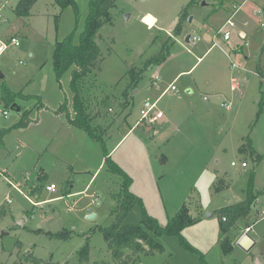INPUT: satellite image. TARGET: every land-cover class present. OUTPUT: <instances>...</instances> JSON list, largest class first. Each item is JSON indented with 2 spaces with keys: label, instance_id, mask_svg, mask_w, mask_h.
<instances>
[{
  "label": "rangeland",
  "instance_id": "rangeland-1",
  "mask_svg": "<svg viewBox=\"0 0 264 264\" xmlns=\"http://www.w3.org/2000/svg\"><path fill=\"white\" fill-rule=\"evenodd\" d=\"M73 1L74 6L61 10L55 0H37L28 17H17L14 10L19 0H0V40L15 37L20 43L0 56L3 75L0 82L13 93L35 97L16 99L14 104L20 108L19 113L0 104V112H7L6 117L0 118V264H30L26 255L54 264H118L112 260L99 230L114 221L111 210L116 203L112 196L118 194L122 181L101 163L104 158L101 145L82 131L71 135V130L63 126V119L52 113L65 102L71 112L72 69L57 78L53 53L56 45L70 35L73 45H77L84 31L90 0ZM190 1L115 0L108 12L111 23L100 28L97 38L100 69L93 71L95 77L90 75L81 83L87 113L110 154L128 128L139 120L146 99H155L184 72L176 82L178 91L168 92L159 104L170 121L162 123L166 132L161 142L154 144L160 140L148 138L145 130L152 131L140 123L109 156L113 161L123 159L141 173L147 168L143 165V144L140 146L137 141L143 134V138L157 146V155L161 152L169 159L162 163L152 158L147 163L158 174L149 190H142L141 178L140 184L137 183L144 206L159 224L172 218L183 200L191 196L188 205L192 210L200 208V220L184 229L182 236L206 264H258L257 260L264 264V79L262 71L257 70L258 64L264 70L261 27L264 0H193L188 6ZM234 7H240L232 17L235 28L227 30L235 39L238 30L248 33L246 42L251 44L247 52L254 61L253 73L252 70L242 73L245 81L221 50L220 37L208 51L217 29L231 17ZM255 12H261V16ZM178 22L180 30L174 34ZM187 35L189 43L185 42ZM193 37L199 41L192 42ZM235 41L232 48L240 44ZM161 49H166L169 55L161 65L141 73L138 84L133 86L130 74L139 73L144 63ZM232 76H237V92L230 87ZM208 84L222 93L217 97L207 92L211 94V107L199 99L201 87ZM189 87L194 91L190 97L186 94ZM181 100L183 106L194 104L196 111L191 114L179 109ZM221 103H231V108L226 111ZM42 104L48 110L37 113ZM24 114L27 126L16 127ZM37 116L38 120H34ZM240 146L243 149L238 151ZM251 149L261 156V161H255ZM55 158L70 166L55 164ZM244 160L247 169L240 167ZM233 161L236 167L231 166ZM43 171L47 173L45 177L41 175ZM251 173L255 176L254 190L262 195L253 203L249 217L243 219L245 222L239 221L226 235L234 243L232 250L224 254L218 240L217 209L245 198ZM50 183L55 185L56 193L46 190ZM70 185L74 193L83 191L82 196L68 198L65 194L70 193ZM156 185L162 192L158 199ZM213 185L225 188L221 196L211 193ZM33 190L40 191L36 198L29 197ZM60 194L67 198L62 195L56 198L58 201L44 202L46 197ZM89 210L96 214L94 218L86 217ZM244 231L256 240L249 253L237 247ZM164 238L172 255L168 258L163 252H154L141 258L143 264H202L199 255L185 251L176 237L158 239ZM87 243L88 261L81 262L78 252ZM124 254L130 256L131 252L127 250ZM129 264L139 263L132 260Z\"/></svg>",
  "mask_w": 264,
  "mask_h": 264
},
{
  "label": "trees",
  "instance_id": "trees-1",
  "mask_svg": "<svg viewBox=\"0 0 264 264\" xmlns=\"http://www.w3.org/2000/svg\"><path fill=\"white\" fill-rule=\"evenodd\" d=\"M37 0H19L14 13L17 17H28L30 8ZM61 10L69 6H74L73 0H55ZM115 0H90L88 16L85 21L84 31L81 33L79 43L73 45V35L65 38L61 43H58L53 53V64L55 67L56 77L60 78L66 71L72 69L70 79V90L72 92L71 112L68 111L67 102L59 106L54 113L63 115L65 123L85 133L92 141L99 144L103 148L104 164L108 171L118 176L121 179L120 191L112 196L116 205L112 208L111 213L114 216V221L106 228H101L103 239L107 245L108 251L111 253L112 260L118 264H129L132 257L138 254L149 255L154 252H162V246L155 240L161 237H176L180 246L187 252L199 255L201 263L206 264L200 253L190 246L182 236V231L187 227L196 224L199 220V214L196 217L190 215V210L186 204H183L175 215L170 218L164 226H160L157 220L147 214L142 201L129 191L131 178L110 158L104 146L102 135L98 134L95 127L90 121L85 100L83 97L82 81L88 76H94L96 69L99 70V62L101 51L97 44V38L100 28L105 24H110L111 19L108 14ZM193 3L190 1L189 5ZM187 9V8H185ZM184 9V10H185ZM183 12L181 13V15ZM180 30V24L177 23L174 28V34ZM264 53V47L262 49ZM169 53L166 49L161 51L155 57L144 63L143 71L139 73H131L130 80L133 86L137 85L141 73L153 66H159L165 60ZM264 60V58H263ZM261 69V70H260ZM259 72L262 71L261 79H264V70L260 64L257 66ZM98 72V71H97ZM95 77V76H94ZM18 98L32 99L35 97L23 96L21 93L11 92L3 83L0 82V104L9 109L15 100ZM26 114L23 115L21 121L16 124V127L22 128L27 126L25 121ZM2 134V133H1ZM0 134V135H1ZM250 144L248 139V145ZM2 146V143L0 144ZM243 148L239 147V151ZM254 154V150H250ZM256 162L261 161V156H256ZM254 173H251L247 189L245 191V199L236 204L226 206L217 210L220 216V234L219 241L224 254H228L231 250V242L225 237L228 232L234 228L239 220L246 219L250 215L253 203L260 197L261 192L254 190ZM134 206H139L142 211V218L139 224L124 225L123 222ZM225 219V222L222 219ZM89 244L87 243L79 252V261L87 262L89 254ZM131 252L130 256H126L125 251ZM26 262L30 264H54L50 261H42L31 255H26Z\"/></svg>",
  "mask_w": 264,
  "mask_h": 264
},
{
  "label": "crops",
  "instance_id": "crops-1",
  "mask_svg": "<svg viewBox=\"0 0 264 264\" xmlns=\"http://www.w3.org/2000/svg\"><path fill=\"white\" fill-rule=\"evenodd\" d=\"M240 7H238V9H239ZM219 29V28H218ZM217 29V30H218ZM210 30V29H209ZM247 35H248V33L247 32H245V31H242V30H238L237 31V39H235L234 37H232V35H231V40L229 41V42H222L221 41V43H219L221 46H220V48H221V50L224 52V54L227 56V57H229V59H230V65L234 68V70H236V72H237V74H239V75H242V73H248L249 72V70H252L251 68H253V63H254V61H253V58L251 57L252 55H251V53H249V52H247L248 51V49H249V46H250V44L248 43V42H246V38H247ZM214 38V37H213ZM233 39V40H232ZM221 40V39H220ZM234 40H236L237 41V43H240L236 48H232V43H233V41ZM212 41H213V39H212ZM235 41V42H236ZM217 45V44H216ZM215 45V46H216ZM241 45H243V46H241ZM215 46H212V44H211V46H210V48L208 49V51L211 49V48H213V47H215ZM245 47V48H244ZM236 49H237V51H236ZM207 51V52H208ZM206 52V53H207ZM231 58H233L234 60H237L238 61V64H236ZM202 59V57H200V58H198V60H197V62H196V64L200 61ZM195 64V65H196ZM194 65V66H195ZM194 66L190 69V70H192L193 68H194ZM152 67H150V68H148V69H151ZM183 73L184 72H181V73H179L169 84H168V86L170 85V84H172V83H174L175 84V86H176V82L180 79V77L183 75ZM252 73H253V70H252ZM255 74V73H254ZM0 76H2V79H3V75H1L0 74ZM236 78V79H235ZM245 76L244 75H242V80H244L245 81ZM233 80H235L234 82L235 83H233ZM230 82H231V90H232V86L235 84L236 86H237V88L235 89V90H232V92L234 91H236L237 92V90L239 89V86L237 85V76L235 77V76H232V78H231V80H230ZM193 83H194V85L198 88V84H197V81L196 80H194L193 81ZM167 86V87H168ZM166 87V88H167ZM166 88L162 91V93H160V95L159 96H157L155 99H151V98H149V99H146V100H148V101H150V102H155V101H157V109H158V111H160V112H162V114H163V117H162V119H160L159 121H157V122H155V123H153V124H146V123H144L143 125V127H145V129H148L149 131H152V133H149L148 131H146L145 130V133L148 135V138H150V136L151 137H153V138H156L159 142L158 143H155L154 142V144H159L160 142H161V136H163V134H165V132L166 131H164L163 129H162V123H170V121H169V119H167L165 116H164V113H163V111L161 110V109H159V104H160V101H161V98L163 97V96H165L168 92H166V93H164L165 92V90H166ZM217 88V87H216ZM215 89V87L214 86H212V85H210V84H208V85H206V88H203V87H201V95L199 96V99H200V101L202 102V103H204V104H207L208 103V105H207V107L209 106V107H211V104H210V95L211 94H208L209 92H211L213 95H215V96H217V97H220V96H222V93L220 92V90L219 91H216V90H214ZM177 91H178V89H177ZM193 89H192V87H189L187 90H186V94L190 97V96H192L193 95ZM208 92V93H207ZM136 93V92H135ZM135 93H133V94H135ZM205 98V99H204ZM182 99V98H181ZM177 100H180L179 98H177ZM184 101V100H183ZM182 100H181V105L179 106V109H181L182 111H184V112H189V113H191V114H193L195 111H196V107H195V105L194 104H191V102H190V105H187V106H183V102ZM222 104H229V108L226 110L224 107V109L226 110V111H228L230 108H231V103H221V106H222ZM62 105V103L61 104H59L58 106H57V108L59 107V106H61ZM38 107V106H37ZM44 107L45 106H43V104H42V107H41V109H38V112L37 113H39V112H42V111H44V110H48L46 107V109H44ZM57 108H54L53 109V114H54V111L57 109ZM39 115V114H38ZM55 116H56V114H54ZM58 117H60L61 119H63V121H62V123H63V126L64 127H67L69 130H71V132H69V133H72L71 135H76L75 134V131H80V130H78V129H76V128H74V127H70V126H68L66 123H65V121H64V117H63V115H60V114H58L57 115ZM36 118V117H35ZM34 118V120H38V116H37V119H35ZM140 123H142V122H139V120L138 121H136V123L134 124V125H132V126H130L129 128H128V130L123 134V136L121 137V139L118 141V143L111 149V151H110V154L111 153H113L115 150H116V148L119 146V144L124 140V139H126L128 136H130V134L133 132V131H135L136 130V128L140 125ZM37 124V123H36ZM155 126H157V127H155ZM176 131H178V129H176ZM143 135V134H142ZM142 135H140L141 136V138L140 139H138L137 141L139 142H137L140 146H141V144H143V146H141V150L143 151V165H146L147 166V168H143L142 169V172L141 173H137L136 171H135V169L133 168V167H131L127 162H125L123 159H117L116 161L114 160V162L131 178V185L129 186V191L133 194V195H135L136 197H138V198H140L141 199V201H142V204H143V207H144V209H145V211L147 212V214L149 215V216H151V217H155V215L154 214H152L150 211H148V209H147V205L146 206H144L146 203H145V201H144V199H143V197H142V194H140L139 192H141L142 190H149V187H151V185H150V183L155 179V178H157V176H158V174L157 173H154L153 172V170H152V167H153V165H148L147 163L148 162H150V160H152V158H154V161L155 160H157V161H160V162H162V163H167L168 161H169V159H168V157L167 156H165V155H163V153H161L160 152V154L159 155H157L156 154V148H157V146H155L154 147V145H152V144H150L147 140H146V137H142ZM148 140H150V139H148ZM151 141V140H150ZM141 143V144H140ZM61 147H62V144L60 145ZM237 147V146H236ZM132 149V148H131ZM238 151H239V149H238ZM130 152V151H129ZM255 152V151H254ZM114 155V154H113ZM255 156L254 157H256V156H259V155H257L256 154V152H255V154H254ZM154 156V157H153ZM55 160H56V162H55V164L57 163V162H60L61 164H63L65 167H69L70 165L69 164H67L66 162H64V161H62L61 159H59V158H55ZM218 162V161H217ZM242 162H247V161H242ZM101 163H104V158L101 160ZM248 168V163H247V167L245 168V169H247ZM43 174H41V175H43V177H45L46 175H47V173L46 172H42ZM94 175L95 174H93V176H92V178L94 177ZM216 176H219L218 174L216 175ZM41 178V177H40ZM40 178H39V180H38V182L40 181ZM139 178H141L144 182V188L140 191V189H138V187H137V183L138 184H140V181H139ZM255 181V180H254ZM69 183V181H66L65 183ZM64 183V184H65ZM50 184H52V183H50ZM49 184V185H50ZM70 184V183H69ZM48 186V185H47ZM46 186V187H47ZM88 186H86V188H87ZM213 187H214V185H213ZM73 185H70L69 186V194H65V195H67L68 196V198L70 197V198H72L71 196H73V195H80V196H82V193H83V191H81V192H76V193H74L73 192ZM85 188V189H86ZM228 188V187H227ZM155 189H156V197H157V199H158V197H160L162 194V192L160 191V189H158V186L156 185V187H155ZM225 188L223 187H221V188H216V187H214V188H212V192L211 193H213V195H215V196H219L221 193V191L222 190H224ZM56 193V192H55ZM86 193V192H85ZM40 194V191L39 190H33L31 193H30V195H29V197H33V198H36L38 195ZM243 194H244V192H243ZM62 195H64V194H62ZM61 194L60 195H58V196H54V197H52V198H45L44 200V202H50V201H52V202H55V201H58V199H56V198H58L59 196H62ZM64 195V197L63 198H67L66 196ZM221 196V195H220ZM191 196H188L187 197V199L185 198L184 200H183V204H186V205H188V200H189V198H190ZM60 199V198H59ZM245 199V198H244ZM244 199H242V200H240L239 202H241V201H243ZM28 200H29V202L31 203V200L28 198ZM43 202V201H42ZM112 202V201H111ZM182 204V205H183ZM198 205H199V203H198ZM189 206V207H188ZM187 207L189 208V210H190V215L194 218V217H196L197 215H198V213H199V209H197V210H192L191 208H190V205H188ZM228 206H230V205H228ZM226 207V206H225ZM223 208V207H222ZM217 210H219V209H217ZM88 212H90V215L91 214H93L94 215V217L96 216V214L95 213H93L92 212V210H89ZM88 216L89 215H87L86 217L88 218ZM212 216V214H208V217H211ZM249 217V216H248ZM247 217V218H248ZM141 218H142V211H141V209H140V207L139 206H134L132 209H131V211H130V213L127 215V217L125 218V221H124V225H132V224H139L140 223V221H141ZM156 218V217H155ZM166 218H167V216H166ZM246 218V219H247ZM156 220H157V218H156ZM239 221H242V220H239ZM238 221V222H239ZM244 222H245V220H243ZM157 222H158V220H157ZM238 222L236 223V225L238 224ZM167 223V220H165V222L164 223H161V224H159V222H158V224L159 225H161V226H164L165 224ZM196 224H194V226H195ZM235 225V226H236ZM190 227H192V226H190ZM188 228V227H187ZM246 229H249V228H246ZM244 233H246L245 231L242 233V235L244 234ZM227 235V234H226ZM225 235V237H227ZM241 235V236H242ZM171 239H173V238H175V237H170ZM167 238H164V239H156L155 241L157 242V243H159L161 246H162V248H163V253L162 254H164V255H167V257L169 258L172 254H170L169 252H168V250H167V247H165V240H166ZM240 239V238H239ZM238 239V240H239ZM218 240H219V238H218ZM237 240V241H238ZM255 240V239H254ZM178 241V240H177ZM231 241V245H233V241L232 240H230ZM256 241V240H255ZM256 245V244H255ZM233 247V246H232ZM233 250H234V248H233ZM125 255H127V254H125ZM143 256L144 257H146L145 255H142V254H138V255H135V256H133L132 257V259L133 260H138V263L139 264H143L142 263V261H141V258H143ZM186 257V256H185ZM193 257H195V258H197L196 256H193ZM257 262H258V264H263V261H259V260H257Z\"/></svg>",
  "mask_w": 264,
  "mask_h": 264
},
{
  "label": "built area",
  "instance_id": "built-area-1",
  "mask_svg": "<svg viewBox=\"0 0 264 264\" xmlns=\"http://www.w3.org/2000/svg\"><path fill=\"white\" fill-rule=\"evenodd\" d=\"M238 8L234 7V12L233 14L231 15L230 18H228L225 23L217 30L216 32V37L214 36L213 38V42H212V46H215L216 45V39L217 37H220V39L223 41V42H229L231 40V33L229 30V28L231 29H234L235 28V25L234 23L232 22V17L233 15L237 12ZM255 15H260L261 16V12H255L254 13ZM262 18V22H261V27L264 28V16H261ZM194 41H199L198 38H195L193 37L192 38V42ZM20 45L19 43V40L15 37H11L9 39H6V40H0V56L5 53L9 47L13 46V47H18ZM235 80H233V83ZM237 88V86L234 84L232 86V90H235ZM166 92H173V93H176L177 92V87L175 86L174 83L170 84L164 93ZM205 99V98H204ZM222 107H224L226 110L229 108V104H222ZM139 115H140V118H139V122H142V123H146V124H153L157 121H159L160 119H162L163 117V114L162 112L158 111L157 109V101L155 102H150L148 100H146L140 111H139ZM6 117L7 116V112L6 110H2L0 112V118L1 117ZM231 166L232 167H236L237 166V163L236 162H231ZM240 167L242 169H245L247 167V163L246 162H241L240 163ZM46 190L48 192H56V187L55 185L53 184H50L46 187ZM62 199V198H60ZM97 198H94V202H96ZM223 222H225V219L223 218L222 219Z\"/></svg>",
  "mask_w": 264,
  "mask_h": 264
},
{
  "label": "water",
  "instance_id": "water-1",
  "mask_svg": "<svg viewBox=\"0 0 264 264\" xmlns=\"http://www.w3.org/2000/svg\"><path fill=\"white\" fill-rule=\"evenodd\" d=\"M204 4L205 3H203L202 5ZM189 41H190V35H187L185 38V42L189 43ZM0 79H2V76H0ZM9 109L11 111H15L16 113L20 112V108L16 104H12ZM88 218L89 219L94 218V215L91 214L88 216ZM255 244H256V241L248 232L244 233L240 237V239L237 241V247L245 253H249L253 249Z\"/></svg>",
  "mask_w": 264,
  "mask_h": 264
},
{
  "label": "bare ground",
  "instance_id": "bare-ground-1",
  "mask_svg": "<svg viewBox=\"0 0 264 264\" xmlns=\"http://www.w3.org/2000/svg\"><path fill=\"white\" fill-rule=\"evenodd\" d=\"M149 27V26H148Z\"/></svg>",
  "mask_w": 264,
  "mask_h": 264
}]
</instances>
